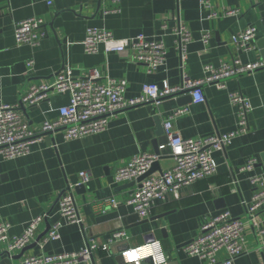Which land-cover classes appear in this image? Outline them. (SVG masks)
Segmentation results:
<instances>
[{"label": "crops", "instance_id": "0c3cea01", "mask_svg": "<svg viewBox=\"0 0 264 264\" xmlns=\"http://www.w3.org/2000/svg\"><path fill=\"white\" fill-rule=\"evenodd\" d=\"M212 3L216 17H209L199 0H53L52 5L47 0H0V104H20L32 84L52 82L67 62L76 74L97 68L102 74L126 79L125 96L136 97L144 84H180L183 73L200 79L207 64L219 67L222 62H232L235 56L244 63L264 58V0ZM227 9H236L238 14L228 16ZM31 17L44 20L48 35L37 46L19 45L16 24ZM179 23L193 38L183 66L173 33ZM248 25L257 28L255 47L237 49L232 37ZM88 27L105 28L118 39L144 34L162 40L167 49L166 63L150 73L146 65L131 59V51L106 53L101 46L99 52L88 54L82 44ZM206 31L211 34L208 42L202 40ZM66 39L73 44L66 47ZM231 92L242 93L253 109L247 132L224 149L214 150L219 164L217 174L184 188L179 197L170 194L165 200H157L150 217H139L132 206L125 204L137 185L114 183L116 168L135 155L155 153L161 157L160 168L152 174L168 169L173 158L164 123L180 106L188 107L174 120L183 138H206L234 130L238 109L230 101ZM204 93L206 102H184L186 95L169 96L160 103L116 112L104 131L66 140L63 131L57 130L34 143L25 156L9 160L0 156V222L10 225V235L19 236L32 219L43 217L35 240L24 250L14 251L11 256L6 244H0V264H18L28 255L78 251L89 239L102 246L111 242L116 230H124L127 239L116 241L108 251L96 249L94 264H133L126 262L120 252L155 239L161 241L168 255L166 264H204L199 257L186 253L184 245L200 234L210 217L223 211L246 220V205L253 195L249 178L264 173V67L226 79L223 88L206 84ZM69 103L68 93L58 94L38 105L22 106L21 111L27 122L39 129L43 122L56 119L60 108ZM251 159L257 161L254 169L241 170ZM81 171L91 174L87 184L73 189L83 225L68 222L59 210L61 193L79 181ZM111 197L117 198L119 206L104 212L100 205ZM56 225L59 237L45 241ZM243 234L246 252L234 264H264V246H260L257 227L247 223Z\"/></svg>", "mask_w": 264, "mask_h": 264}, {"label": "built area", "instance_id": "2783aa9c", "mask_svg": "<svg viewBox=\"0 0 264 264\" xmlns=\"http://www.w3.org/2000/svg\"><path fill=\"white\" fill-rule=\"evenodd\" d=\"M113 3L121 0H105ZM202 6L209 11V17H216L213 10V0H199ZM52 5L53 0H47ZM228 16L237 15L236 9H227ZM177 49L181 53L182 66L187 59L188 45L192 41V34L181 23L173 31ZM48 35L45 22L42 18L31 17L16 24V43L39 45ZM257 28L248 25L238 34L233 35L232 43L237 49H252L255 47ZM211 34L206 31L202 40L208 42ZM66 47L73 44L66 39ZM88 54L99 52L103 46L106 53H121L131 51V59L136 63L147 66L148 72H154L164 66L167 58V49L164 41L149 39L144 34L131 38H116L110 30L99 27H88L82 41ZM33 66V61H29ZM264 67V58L255 62L244 63L235 56L232 62H222L219 67L207 64L204 66V76L192 79L186 73L178 85L165 82L162 86L155 83L144 84L139 96L126 97L127 80L102 74L97 68H90L81 74H76L70 63H64L56 73L52 82L34 83L23 95L20 104H0V156L4 159H14L31 152V146L43 140L47 133L62 130L66 140L82 138L87 135L104 131L110 117L118 111L140 104L156 102L174 96L185 95L189 90L192 102H206L204 85L217 84L225 87L226 79L253 72ZM70 95V103L59 110V116L54 120L42 123L39 129L32 127L24 117L21 107L38 105L49 100L53 95ZM230 101L237 106L238 121L236 128L228 133L217 134L206 138H183L175 128L174 120L188 110L186 106L175 108L164 123V130L168 139L173 164L160 174H151L138 182V178L148 172L153 163L161 157L155 153H142L131 158L129 163L116 168L114 183L134 182L137 187L125 200L126 205L133 207L141 218H148L152 213L153 205L157 200H165L168 195L179 197L182 190L196 183V181L217 174L219 164L213 156L214 150H222L232 141L248 130V116L253 106L250 100L240 92H231ZM256 160H249L242 168L243 171H252ZM91 179L88 171L79 173V181L68 185L59 198L60 213L70 223L83 225V218L75 200L73 189L87 184ZM253 187L252 199L247 203V219L235 217L228 210L210 217L201 227L200 234L184 245L186 253L199 257L204 264H234L237 257L246 252L243 245L244 229L247 223L257 227L260 235V244L264 246V173H255L249 178ZM105 212L108 208H116L119 201L115 197L104 200L100 205ZM43 217L32 219L19 236L10 235V225L0 222V244H6L7 253L12 256L14 251L24 250L32 243L37 235ZM59 237L58 225L54 226L45 238V241ZM127 239L124 230H116L110 243L98 246L89 239L85 246L78 251L58 255L37 254L28 255L18 264H75L84 262L94 264L93 253L96 249L108 251L110 246L118 240ZM129 253H134L131 258ZM224 257L221 258L220 254ZM122 258L133 264H166V254L161 241L155 239L142 245L128 247L120 252Z\"/></svg>", "mask_w": 264, "mask_h": 264}, {"label": "water", "instance_id": "95a60500", "mask_svg": "<svg viewBox=\"0 0 264 264\" xmlns=\"http://www.w3.org/2000/svg\"><path fill=\"white\" fill-rule=\"evenodd\" d=\"M185 93H186L185 94L186 97L183 99L184 102L191 101L192 97L189 94V90H186ZM48 134H51V133H47V135ZM159 168H160L159 167V161L154 162L152 167H151V169L148 172H146L144 175H142L141 177L138 178V182H141L144 178H146L147 176L151 175L156 169H159ZM80 186L83 187V185H80ZM44 235H45V233L41 234L39 237H37L36 241H39ZM260 246H261V244H260Z\"/></svg>", "mask_w": 264, "mask_h": 264}, {"label": "snow or ice", "instance_id": "6c2138e0", "mask_svg": "<svg viewBox=\"0 0 264 264\" xmlns=\"http://www.w3.org/2000/svg\"><path fill=\"white\" fill-rule=\"evenodd\" d=\"M129 256H130L131 258H135V254H134V253H129Z\"/></svg>", "mask_w": 264, "mask_h": 264}]
</instances>
